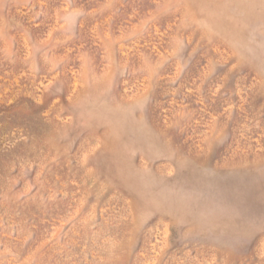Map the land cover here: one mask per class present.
I'll use <instances>...</instances> for the list:
<instances>
[{
    "label": "rangeland",
    "instance_id": "rangeland-1",
    "mask_svg": "<svg viewBox=\"0 0 264 264\" xmlns=\"http://www.w3.org/2000/svg\"><path fill=\"white\" fill-rule=\"evenodd\" d=\"M0 264H264V0H0Z\"/></svg>",
    "mask_w": 264,
    "mask_h": 264
}]
</instances>
